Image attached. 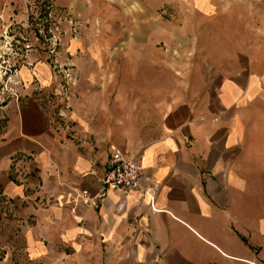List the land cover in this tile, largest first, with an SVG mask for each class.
<instances>
[{
  "label": "crops",
  "instance_id": "obj_1",
  "mask_svg": "<svg viewBox=\"0 0 264 264\" xmlns=\"http://www.w3.org/2000/svg\"><path fill=\"white\" fill-rule=\"evenodd\" d=\"M183 1L65 0L85 19L79 83L69 110L27 92L8 107L0 264H264V22ZM113 147L141 189L101 194Z\"/></svg>",
  "mask_w": 264,
  "mask_h": 264
},
{
  "label": "rangeland",
  "instance_id": "obj_2",
  "mask_svg": "<svg viewBox=\"0 0 264 264\" xmlns=\"http://www.w3.org/2000/svg\"><path fill=\"white\" fill-rule=\"evenodd\" d=\"M221 1L240 4L242 17L248 14L244 8H250V17L264 22V0ZM183 2L189 4L191 0ZM181 3L176 0L175 14H180ZM80 15L65 0H0V128L8 107L19 103L26 92L27 96L34 94L71 109L79 75L69 41L82 30L85 19ZM41 64L51 72L52 86L48 91L36 75Z\"/></svg>",
  "mask_w": 264,
  "mask_h": 264
},
{
  "label": "built area",
  "instance_id": "obj_3",
  "mask_svg": "<svg viewBox=\"0 0 264 264\" xmlns=\"http://www.w3.org/2000/svg\"><path fill=\"white\" fill-rule=\"evenodd\" d=\"M70 73H67V76ZM69 102L70 98L65 99ZM144 167L142 163L128 157L125 152L117 147H113L106 164V175L102 180L101 194L108 190H122L124 192L130 190L141 189L142 180L144 179ZM159 191V184L151 181V187L143 190L152 202L155 201V195ZM77 197L82 200L84 205H89L95 199L89 191L79 190Z\"/></svg>",
  "mask_w": 264,
  "mask_h": 264
}]
</instances>
